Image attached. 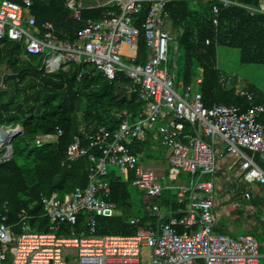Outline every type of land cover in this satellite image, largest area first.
Returning <instances> with one entry per match:
<instances>
[{
	"label": "built area",
	"instance_id": "obj_1",
	"mask_svg": "<svg viewBox=\"0 0 264 264\" xmlns=\"http://www.w3.org/2000/svg\"><path fill=\"white\" fill-rule=\"evenodd\" d=\"M171 1L64 0L77 22L84 20L86 11L97 12L88 17L75 39L61 38L50 21L39 27L30 11L33 0L1 1L0 39L22 43L27 55L40 56L46 74L76 65L79 79L102 74L115 81L122 72L137 87L144 107L134 118L127 110L118 112L116 130L101 125L91 133L76 135L68 145L63 164L87 157L93 166L85 189L42 197L44 214L51 223L48 232L29 231L26 210L15 223L2 215L0 264H261V243L256 236L233 237L216 230V205L218 182L227 175L225 170L233 178L230 184L237 180L250 188L264 184V122L260 120L264 105L247 110L224 104L207 107L199 89L202 76L191 83L177 82L169 59L175 38L167 26ZM219 1L224 7L235 3ZM145 8L142 25L148 53L139 61L141 32L135 17ZM219 8L213 7L215 25ZM237 90L248 100L254 99L246 88ZM0 131L14 132L7 139L0 137L2 163L12 159L13 140L21 127L0 126ZM62 135L58 128L57 133L38 134L34 143L52 144ZM147 141L169 149V180L179 181L183 171L193 179L199 177L178 185L176 209L159 204L167 187L154 167L139 161L144 153L131 148L134 142ZM110 165H117L123 177L133 174L132 185L147 198L151 220L143 224L141 217H129L138 226L134 234L97 235L100 217L123 216V210L107 200L112 191ZM206 175L212 179L203 180ZM248 190L243 196L251 199ZM81 215L86 216L84 229L77 228ZM64 225L69 226V235L59 233Z\"/></svg>",
	"mask_w": 264,
	"mask_h": 264
},
{
	"label": "trees",
	"instance_id": "obj_2",
	"mask_svg": "<svg viewBox=\"0 0 264 264\" xmlns=\"http://www.w3.org/2000/svg\"><path fill=\"white\" fill-rule=\"evenodd\" d=\"M230 1L235 3L224 7L219 0H172L167 5V26L175 36L171 51L174 47V52L181 53L185 60L184 82L191 83L202 76L199 89L205 105H236L247 110L253 105H264V100L257 98L259 90L254 85L246 87L254 95L252 101L238 93L234 80L222 70L219 50H237L242 64H264V10L261 8L264 0ZM214 5L220 6L217 25L213 21ZM30 11L39 27L50 21L57 34L68 39L77 37L88 17L97 16V12L86 11L84 20L77 22L64 0H33ZM146 14L147 8L135 17V25L141 32L139 61H144L148 53L142 25ZM25 52L24 44L0 39V126L21 124L23 135L28 139L23 148L13 144L12 159L0 163V218L6 215L9 223H15L21 211L26 210L29 214L27 229L48 232L51 223L44 214L42 197L55 192L63 196L85 189L93 166L87 157L63 164L68 145L76 135L91 133L101 125L116 130L120 124L117 113L127 110L134 118L143 110L144 101L139 99L133 81L122 72L115 81H109L102 74L79 79L76 65L68 71L46 74L41 70V57ZM260 120L264 122V114ZM58 128L63 130V135L57 142L34 143L38 134L57 133ZM147 142H134L133 152L145 150ZM109 179L112 191L108 201L116 203L124 214L127 210L133 211L142 218L143 224L151 220L146 211L147 203L143 198L136 199L132 192L133 174L123 177L111 171ZM234 184L235 194L241 196L247 190L241 180ZM259 187L264 190V184ZM162 196L159 200L162 199L163 206L177 208L174 200H165ZM251 199L257 206L259 198ZM85 219V215L80 216L78 229H84ZM98 221L97 235H130L138 229L127 216L100 217ZM67 227L64 225L59 233L69 235Z\"/></svg>",
	"mask_w": 264,
	"mask_h": 264
},
{
	"label": "rangeland",
	"instance_id": "obj_3",
	"mask_svg": "<svg viewBox=\"0 0 264 264\" xmlns=\"http://www.w3.org/2000/svg\"><path fill=\"white\" fill-rule=\"evenodd\" d=\"M2 0H0L1 3ZM262 6H264V2L262 3ZM172 47V45H171ZM47 51H50V49H47ZM220 64L222 67V70L225 71L232 80H234V85L237 87V89H242L246 88L247 86H256L258 93H257V98L264 100V64H242L240 61L239 57V52L234 49H228V48H220ZM169 59L172 64V68L176 73L177 77V82L183 83V69H184V63L185 60L182 57L181 53L178 55L176 52H174V47L170 52H169ZM124 62L130 63L129 60L126 58H123ZM231 80V81H232ZM81 126L83 127V124L81 123ZM28 142L27 137H25L23 134L17 136L13 140V144L15 147L23 148L25 147L26 143ZM151 143H148L146 145V149L144 151L143 156L139 161L144 165V166H152L156 169L158 175L160 176V180L163 184L164 187H167L163 191V196L165 200L168 198L171 200L176 199V195L178 193V185L181 182H189L193 179V176H191L187 172H181L180 179L179 181H171L169 180L168 177V170L167 169V163H168V154H169V149L162 146L160 143H156L154 147L150 145ZM110 172L113 171L115 174L120 175V169L117 165H110L109 166ZM227 175H225V178H221L220 182H218V202L219 205H225L228 204V202H223L225 197L230 195V202L229 205L233 206L231 208L232 211H235L234 214L236 213L239 215V219L236 220H226L225 218L222 217V214L218 215V223L221 225V227L228 228L230 225L235 229V231L230 232L228 230L224 231L228 233L230 236L236 237L240 234H246V233H254L256 235V238L260 241L261 245L262 240L264 239V236L259 234L262 230H264V222L260 219V214H253L251 212L252 208V202L250 199H244V196L242 195V199L240 198V193L235 194V191L237 190L235 188V184H230L229 179H233L230 175V172L225 170ZM121 176V175H120ZM212 176L211 175H206L203 177V180H211ZM194 181L199 180V177L196 176L193 179ZM239 181V180H237ZM236 183V182H234ZM242 184L246 187V184L242 182ZM234 186L233 188L231 186ZM250 194L252 197L257 196L259 197L260 202L257 204V210L260 209L264 213V190L263 189H255L254 191H250ZM132 192L135 196L136 199H141L145 197V193L141 190H139L137 187L132 185ZM146 200V198H144ZM159 204L162 205V199H160ZM236 204V206H235ZM164 205V204H163ZM239 205V207H238ZM241 209L240 211H237V208ZM226 209V208H225ZM246 211L251 214H244ZM127 210L125 211V214L123 212V216L127 217H132L135 216V214L131 211ZM261 212V213H262ZM241 213V214H239ZM138 217V216H135ZM264 217V216H262ZM258 230V232L256 231ZM219 232H223L220 229L218 230ZM264 248L261 247V251H263ZM143 259H146V254L143 255ZM261 261L264 262V258H261Z\"/></svg>",
	"mask_w": 264,
	"mask_h": 264
},
{
	"label": "crops",
	"instance_id": "obj_4",
	"mask_svg": "<svg viewBox=\"0 0 264 264\" xmlns=\"http://www.w3.org/2000/svg\"><path fill=\"white\" fill-rule=\"evenodd\" d=\"M147 143H151L150 145H152V147H154L155 146V144L156 143H158V142H154V143H152L151 141H148ZM144 151L145 150H142L141 152H143L144 153ZM168 158V157H167ZM167 165H168V163H167ZM168 167V166H167ZM167 170V169H166ZM232 188L234 187L233 185L231 186ZM246 188H249V189H251L250 191H254L255 189H259L260 187L259 186H255V187H246ZM217 197H218V195H217ZM257 197V196H256ZM144 198H146V197H144ZM144 198H143V201L144 202H146L147 203V198H146V200H144ZM241 199H242V195H241V197H240ZM251 198H252V196H251ZM259 198V197H258ZM230 195H228L227 197H225V199H224V201L223 202H228V204H225V205H222V204H220L219 205V202H218V199H217V205H216V211H217V215H220V214H222V217L223 218H225L226 220L228 219V220H236V219H239V215H237L236 213L234 214V212L235 211H232L231 210V208H233V206H230L229 205V202H230ZM244 199H246V198H243V200ZM251 200V199H250ZM260 202V201H259ZM253 205V204H252ZM235 206H236V204H235ZM238 207H239V205H238ZM226 208V209H225ZM237 207H235V209H236ZM241 209H239V208H237V211H240ZM251 212L253 213V214H260V219L263 221V218L264 217H262V216H264V213H261L260 212V210L258 209L257 210V206H252V208H251ZM251 214V213H248V211H246V209H245V212H244V214ZM239 214H241V213H239ZM221 230V231H223L222 233H225V234H227V235H229L228 233H226V232H224V231H226V230H228V231H230V232H233V231H235V229H233V227H231V225L228 227V228H226L225 229V227H221V225L218 223V225H217V228H216V230L218 231V230ZM257 232H258V230H256ZM250 234H252V235H254V236H256L254 233H250ZM259 234H261L262 236H264V230H262ZM262 245H261V247L262 248H264V239L262 240ZM260 250H261V248H260ZM262 252V258H264V250L263 251H261ZM261 264H264V262H262L261 261Z\"/></svg>",
	"mask_w": 264,
	"mask_h": 264
},
{
	"label": "bare ground",
	"instance_id": "obj_5",
	"mask_svg": "<svg viewBox=\"0 0 264 264\" xmlns=\"http://www.w3.org/2000/svg\"><path fill=\"white\" fill-rule=\"evenodd\" d=\"M1 133H0V137H2L3 139H7L9 136H12L13 134H14V132H9L8 134H6V132H2V131H0ZM5 135H6V137H5ZM90 172V171H89ZM76 189V188H75ZM67 193V192H66ZM133 212V211H132ZM81 216H83V215H81ZM120 218V217H119ZM128 218V217H127ZM1 219V218H0ZM125 219V218H124ZM130 220V219H129ZM128 221V220H127ZM49 222H50V220H49ZM129 222V221H128ZM50 224V223H49ZM130 224V223H129ZM82 225V224H81ZM132 225V224H131ZM49 226V225H48ZM135 227V226H134ZM85 228V227H84ZM136 228V227H135ZM49 230V229H48ZM38 232V231H37ZM42 232V231H41ZM44 232V231H43ZM62 234V233H61Z\"/></svg>",
	"mask_w": 264,
	"mask_h": 264
},
{
	"label": "clouds",
	"instance_id": "obj_6",
	"mask_svg": "<svg viewBox=\"0 0 264 264\" xmlns=\"http://www.w3.org/2000/svg\"><path fill=\"white\" fill-rule=\"evenodd\" d=\"M20 127H21V132H20V134L19 135H22L23 133H24V127H23V125H21V124H18ZM18 125H16V126H18ZM53 144V143H52ZM48 145H50V144H48ZM259 186V185H258Z\"/></svg>",
	"mask_w": 264,
	"mask_h": 264
}]
</instances>
